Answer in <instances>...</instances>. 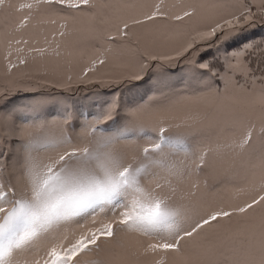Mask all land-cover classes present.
I'll list each match as a JSON object with an SVG mask.
<instances>
[{
    "label": "snow or ice",
    "instance_id": "snow-or-ice-1",
    "mask_svg": "<svg viewBox=\"0 0 264 264\" xmlns=\"http://www.w3.org/2000/svg\"><path fill=\"white\" fill-rule=\"evenodd\" d=\"M49 11L55 17L39 22L58 30L44 47L16 38ZM85 15L84 40L56 42ZM4 16L16 19L0 62V107L19 93L24 100L0 111V264H264V146L247 153L253 118L264 120V87L245 91L227 113L203 103L264 85V0H0ZM73 55L81 73L57 87L95 82L111 99H93L100 110L84 121L83 140L38 138L91 113L78 112L70 96L41 91L46 81L23 87L19 70ZM109 66L105 78H90ZM153 77L161 102L142 98L127 109L130 131L104 135L120 86ZM242 121L249 127L237 136ZM13 141L19 167L4 182Z\"/></svg>",
    "mask_w": 264,
    "mask_h": 264
},
{
    "label": "trees",
    "instance_id": "trees-1",
    "mask_svg": "<svg viewBox=\"0 0 264 264\" xmlns=\"http://www.w3.org/2000/svg\"><path fill=\"white\" fill-rule=\"evenodd\" d=\"M20 2H29V0H20ZM49 8H54V6H47ZM60 15H65L66 13H59ZM49 16L55 17L54 12H44L38 17L36 20L32 21V25L30 28L21 34H15L16 38L19 39L21 35L23 38L30 39L29 33L34 29L39 30H48V27L51 25L50 23H40V19H44L45 21ZM87 16V15H85ZM84 17V16H83ZM15 17L9 18L8 16L0 17V31L5 34V43L0 46V62L6 63V61L2 60V57L7 56L8 49H7V34L12 29L15 24ZM81 27V29L79 28ZM80 22L75 20L74 25L72 26V30L70 31L69 35H66L63 41L57 39L56 42L72 45L77 41H82L85 39V36L81 33L83 29ZM58 28V25H57ZM80 30V31H79ZM41 40V41H38ZM45 39L44 35L37 36L35 39H30L31 41H38V46L44 47L45 43H43ZM134 47V45H133ZM13 62H15V57H13ZM83 66V62L78 55H73L71 57H65L60 60H56L55 58H46L43 60H36L30 62L27 67H23L19 70V73L22 78L24 79L23 87H30V88H40L42 82L46 81L47 86L42 88L41 91L48 93H59L62 96H70L71 100L76 101L78 105L77 111L84 112V113H91L89 116H77L72 123L68 125L63 124H54L50 126L49 129L45 130L44 132L37 131L35 133L36 137L41 136H49L54 137L57 139L68 138L72 140L73 143L77 141L83 140V132L85 128L84 121L86 119H92L96 115L99 114L100 106H91V102L93 99H104L109 100L111 99V93L106 88H102L98 83H90V84H83L77 85L73 83L71 85V92H67L64 89L57 87L58 84H64L67 82L66 78L68 75L76 76L80 75L81 68ZM113 69L111 66L101 69L97 72L95 76H92L90 73L89 76L93 81L105 78L104 73H108ZM30 77V79H29ZM135 87L129 88L127 84L120 86V107L117 112V118L115 121H108L107 123L103 124L101 128L104 130V135H112L118 130L130 131V129H125L123 126L126 123V112L128 107L132 106L136 103H142L143 100H147L149 97H152L153 104H159L161 102V97L158 92L155 91V78L146 79L142 82H133ZM243 84V81L240 82ZM175 87L179 88L184 86V82H178L174 85ZM261 87L259 82L255 85L248 84L245 86L244 90H241L240 87L232 88L228 91L224 98L216 99V100H209L203 103L211 104L212 110L214 113H227L233 107L239 105L243 98L244 92L255 88L257 92ZM143 98V100H142ZM24 100V94L19 93L16 94L15 99L10 100L4 107H0V111L2 112H10L14 106L21 104ZM69 106H71V101ZM178 111H183L184 107L179 106ZM253 126V143L250 147L247 148V153L251 152H259L262 146H264V120H261L259 116L253 118L252 125ZM249 124L247 121H242L236 125V132L235 135H239L241 131L247 130ZM139 129H136V132L139 133ZM97 132H100V128L97 129ZM138 136H129V139H137ZM87 144V141H84ZM95 146L100 147L101 150H104V141L98 135L95 140ZM123 143V141L121 142ZM4 150L7 151V141L4 144ZM43 149H41L38 145L34 149L35 155L42 154ZM180 159H183V153L180 152L178 154ZM246 158V155H245ZM19 151L16 146V141H13V149L12 154L7 156L5 160V164L3 167V179L4 182L9 180V174L16 168L19 167ZM195 178V177H194ZM203 179V177H201ZM211 182V181H210ZM33 252H27L25 255L31 256ZM94 259V258H93Z\"/></svg>",
    "mask_w": 264,
    "mask_h": 264
},
{
    "label": "rangeland",
    "instance_id": "rangeland-1",
    "mask_svg": "<svg viewBox=\"0 0 264 264\" xmlns=\"http://www.w3.org/2000/svg\"><path fill=\"white\" fill-rule=\"evenodd\" d=\"M170 2H171V0H170ZM76 19H77V21L80 22V25L81 26L82 25L83 26H88L89 23H90V20H89V17L88 16H84V17L83 16H80V17H77ZM79 28L81 29V27H79ZM82 28H86L87 29V27H82ZM86 29H83V31H81V33L85 36V38L87 37V31H86ZM56 30H58L57 25L54 26V25L51 24L48 27V30H44V28H43V30L34 29V30L30 31V33H29L28 36H29L30 39H35L37 36L44 35L45 38L47 37L48 40L51 41V34L54 31H56ZM38 41H41V40L38 39ZM43 43H45V39H44Z\"/></svg>",
    "mask_w": 264,
    "mask_h": 264
}]
</instances>
